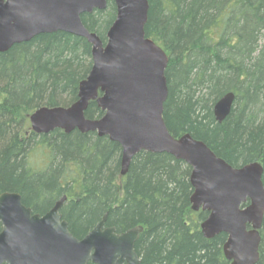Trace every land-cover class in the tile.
I'll return each mask as SVG.
<instances>
[{
  "label": "trees",
  "instance_id": "16d2710c",
  "mask_svg": "<svg viewBox=\"0 0 264 264\" xmlns=\"http://www.w3.org/2000/svg\"><path fill=\"white\" fill-rule=\"evenodd\" d=\"M115 17L108 0L81 21L105 45ZM144 32L168 59L163 121L170 135H190L233 168L259 163L264 185V0H148ZM91 67L88 42L61 32L0 53V194H19L38 215L65 197L60 214L77 239L104 215L117 233L142 227L140 264H230L227 236L201 233L208 213L192 210L191 169L183 161L140 152L121 177V148L106 137L28 131L37 109L78 100ZM227 93L234 103L217 123L213 107ZM102 116L90 102L84 117ZM259 234L264 264V218Z\"/></svg>",
  "mask_w": 264,
  "mask_h": 264
},
{
  "label": "water",
  "instance_id": "95a60500",
  "mask_svg": "<svg viewBox=\"0 0 264 264\" xmlns=\"http://www.w3.org/2000/svg\"><path fill=\"white\" fill-rule=\"evenodd\" d=\"M108 0H0V53L43 34L57 32L85 39L91 70L69 107H42L28 120L35 135L95 133L121 148L120 176L140 152L166 154L191 169L192 210L208 213L200 226L207 240L225 234L223 254L230 264H258L264 218L263 168L250 163L233 168L204 143L185 134L174 138L163 121L167 98L164 51L145 36L148 0H111L116 17L103 45L81 17L104 11ZM235 96L227 93L213 107L222 123ZM90 102L103 112L98 120L84 113ZM63 197L45 214H33L16 193L0 194V264H140L135 244L142 227L117 233L105 227L106 215L83 238L62 220Z\"/></svg>",
  "mask_w": 264,
  "mask_h": 264
},
{
  "label": "rangeland",
  "instance_id": "374dc122",
  "mask_svg": "<svg viewBox=\"0 0 264 264\" xmlns=\"http://www.w3.org/2000/svg\"><path fill=\"white\" fill-rule=\"evenodd\" d=\"M28 118H29V117H28ZM28 118H27V119H28ZM28 128H29L28 131H31L29 120H28Z\"/></svg>",
  "mask_w": 264,
  "mask_h": 264
},
{
  "label": "flooded vegetation",
  "instance_id": "af4514ba",
  "mask_svg": "<svg viewBox=\"0 0 264 264\" xmlns=\"http://www.w3.org/2000/svg\"><path fill=\"white\" fill-rule=\"evenodd\" d=\"M65 203V202H64ZM64 205V204H63Z\"/></svg>",
  "mask_w": 264,
  "mask_h": 264
}]
</instances>
